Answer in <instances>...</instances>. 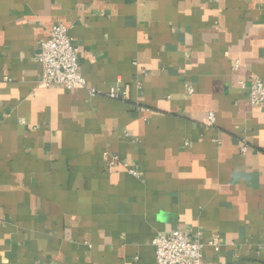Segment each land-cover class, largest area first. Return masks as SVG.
<instances>
[{"label": "crops", "instance_id": "1", "mask_svg": "<svg viewBox=\"0 0 264 264\" xmlns=\"http://www.w3.org/2000/svg\"><path fill=\"white\" fill-rule=\"evenodd\" d=\"M60 22L103 94L40 83ZM256 77L264 0H0V264H157L176 229L220 239L205 264H264Z\"/></svg>", "mask_w": 264, "mask_h": 264}, {"label": "built area", "instance_id": "2", "mask_svg": "<svg viewBox=\"0 0 264 264\" xmlns=\"http://www.w3.org/2000/svg\"><path fill=\"white\" fill-rule=\"evenodd\" d=\"M79 53L80 48L69 34V27L62 22L55 24L49 37L41 44L38 56L42 65L40 83L49 88L86 89L93 97L103 94L89 86L81 72ZM141 72L144 73L145 70ZM241 85L249 90V98L253 104H264V77L254 78L249 85L241 81ZM138 87L141 85L138 84ZM189 92H194L192 86L189 87ZM104 94L111 99H122L129 95L127 90L116 85L109 86ZM209 122H216V116L212 112L209 113ZM240 150L245 153L248 150L247 144L243 143ZM207 245L216 251L221 248L218 237H212L204 243L200 236L186 230L160 232L153 239L157 264H205L204 248Z\"/></svg>", "mask_w": 264, "mask_h": 264}]
</instances>
